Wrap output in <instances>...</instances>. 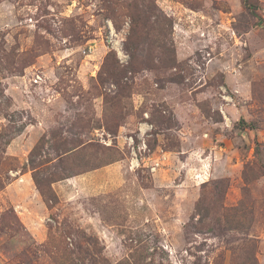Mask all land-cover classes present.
I'll return each instance as SVG.
<instances>
[{"label": "rangeland", "instance_id": "1", "mask_svg": "<svg viewBox=\"0 0 264 264\" xmlns=\"http://www.w3.org/2000/svg\"><path fill=\"white\" fill-rule=\"evenodd\" d=\"M251 2L0 0V264H264Z\"/></svg>", "mask_w": 264, "mask_h": 264}, {"label": "trees", "instance_id": "2", "mask_svg": "<svg viewBox=\"0 0 264 264\" xmlns=\"http://www.w3.org/2000/svg\"><path fill=\"white\" fill-rule=\"evenodd\" d=\"M243 1H244L245 7L250 8V9L254 8L253 7L254 5L252 4L251 0H243ZM134 8H138V6L135 5ZM253 13H255V12H253ZM37 184H38V182H37ZM38 186H39V184H38Z\"/></svg>", "mask_w": 264, "mask_h": 264}]
</instances>
